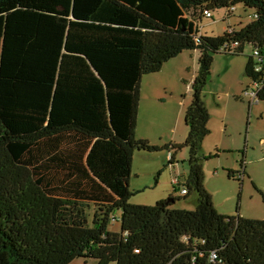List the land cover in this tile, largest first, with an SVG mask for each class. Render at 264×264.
I'll list each match as a JSON object with an SVG mask.
<instances>
[{"label": "trees", "instance_id": "16d2710c", "mask_svg": "<svg viewBox=\"0 0 264 264\" xmlns=\"http://www.w3.org/2000/svg\"><path fill=\"white\" fill-rule=\"evenodd\" d=\"M237 4L257 16L199 33L205 11ZM246 44H264V0H0V264H264V220L220 213L204 186L213 57ZM187 49L199 57L185 139L137 138L142 76ZM183 147L196 207L131 203L134 152L166 149L174 163Z\"/></svg>", "mask_w": 264, "mask_h": 264}, {"label": "rangeland", "instance_id": "374dc122", "mask_svg": "<svg viewBox=\"0 0 264 264\" xmlns=\"http://www.w3.org/2000/svg\"><path fill=\"white\" fill-rule=\"evenodd\" d=\"M253 12L252 8L245 9L243 4L234 6L229 15L226 8L216 9L212 11V17H205L199 23V32L220 35L228 24L239 29L251 20ZM251 51V46L246 44L240 54H214L210 79L204 88V102L210 114L211 127L202 143L203 153L210 155L203 162L204 186L220 213L264 220V102L249 103L247 97H239L244 85L249 83L243 65ZM198 57V50L187 49L168 61L162 71L154 72L156 75H143L140 81L141 106H145L149 97L148 85L166 82L173 90L169 103L178 108V102L182 101L185 111V103L187 105L191 101L190 85L198 69ZM180 120L184 140L187 134L184 114ZM166 131L164 138L167 137ZM177 134L180 135V128ZM135 152L147 157L136 159L132 166V181L143 188L134 190L129 200L131 203L153 205L172 196L175 198L171 205L173 208L191 210L196 207L197 193L193 190L188 194L182 192L188 174L186 147L176 150L175 163H168L165 159L166 149ZM242 159L246 172L240 178L238 172ZM172 167L174 170H171ZM229 170L235 172V177L228 176ZM136 171L139 172L137 175ZM173 175H180L179 185L173 182ZM89 212H92L91 208ZM119 215L120 210H116L108 230H121ZM69 264H95V260L76 258Z\"/></svg>", "mask_w": 264, "mask_h": 264}, {"label": "crops", "instance_id": "0c3cea01", "mask_svg": "<svg viewBox=\"0 0 264 264\" xmlns=\"http://www.w3.org/2000/svg\"><path fill=\"white\" fill-rule=\"evenodd\" d=\"M227 26H231L232 28H235L230 24H228ZM226 27H225V29H226ZM235 29H237V28H235ZM183 51H185V50H183ZM183 51L181 53H183ZM181 53H179V55ZM177 56H175V57H177ZM171 59H173V58H171ZM171 59H169L168 61H170ZM168 61H166L162 65L161 69L156 73H159L160 71H162L164 65L166 63H168ZM246 62H247V60L244 62V65H243L244 74H245ZM152 74L156 75L155 73H152ZM245 76H247V75L245 74ZM182 80H185V79L182 77ZM192 80H191V82H192ZM247 84L248 83H246L244 85V87L242 88L241 93L239 94L240 98H242V91L247 86ZM140 87H141V84H140ZM148 90H149V97L146 100L145 106L144 107L141 106V98L139 101L138 116H137L136 128H135L136 137L141 138V139H146L151 144L159 145V146H162V145L168 144V143H172V142L181 143L183 141V139H182L183 138L182 137V133H183L182 129L183 128L181 127V125L179 123L181 121L180 120L181 116L184 114V108H182V106H184V103L182 101H179L178 105H180V106L178 108H176L175 106L174 107L171 106V104L169 103V100L173 96V90L170 87L169 83L167 84L166 82H161V83L157 82L155 84H151V86L148 85ZM189 103H187V105ZM187 105L185 103L186 107H187ZM209 116H210V114H209ZM208 127L211 128L209 125V120H208ZM179 128H180V135L177 134ZM165 131L167 133L166 138H164V132ZM159 142H161V143H159ZM137 151H140V150H137ZM141 157L145 158L147 156L140 154V152H134L133 160H132V166L134 164V161L138 158H141ZM164 157H165V159H168L167 153L164 155ZM174 157L176 160L175 162H177L176 153H175ZM132 170H133V167H132ZM132 170H131V172H132ZM171 170H174V167H172ZM138 173L139 172L136 171V175ZM172 180H173V182L175 180H177L174 183L175 184L177 183V185H179L180 175H173ZM129 184H130V187L134 186L131 188L132 190H139V189L143 188V187H138L139 185H135V183L132 181L131 176L129 178ZM183 193L186 194V192H183Z\"/></svg>", "mask_w": 264, "mask_h": 264}, {"label": "built area", "instance_id": "2783aa9c", "mask_svg": "<svg viewBox=\"0 0 264 264\" xmlns=\"http://www.w3.org/2000/svg\"><path fill=\"white\" fill-rule=\"evenodd\" d=\"M233 9H234V7L230 8V13ZM229 14L227 13V15H229ZM211 16H212V14L210 11H205V17L206 18L211 17ZM256 16H257L256 13H253L250 15V18H255ZM228 27L231 28V26H227L226 29H229ZM219 50L232 52L233 46H227L225 44V45H222ZM250 57L252 60L251 72L253 74V77L249 78V83L243 89L242 96L247 97L249 99L250 103H257V102H259L258 94H259L260 90L264 87V44L260 47H256V48L252 49ZM167 155H168V159H170L171 158V152H167ZM238 175L240 178H242L244 175L243 171L240 170L238 172ZM176 181L177 180H175L174 182H176ZM182 192H185L184 188H182ZM210 258L211 259L216 258V253L211 252Z\"/></svg>", "mask_w": 264, "mask_h": 264}]
</instances>
